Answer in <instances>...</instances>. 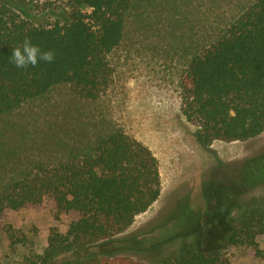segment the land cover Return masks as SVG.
Returning a JSON list of instances; mask_svg holds the SVG:
<instances>
[{
    "label": "trees",
    "instance_id": "trees-1",
    "mask_svg": "<svg viewBox=\"0 0 264 264\" xmlns=\"http://www.w3.org/2000/svg\"><path fill=\"white\" fill-rule=\"evenodd\" d=\"M133 33L185 56L180 111L200 147L264 130V0H0V230L18 242L2 219L19 209L46 205L55 221L70 218L19 264H231L204 248L209 229L225 228H234L226 244L261 255L264 203L245 196L264 183V151L231 163L235 190L204 187L203 212L185 195L160 221L125 233L160 196L158 160L94 106L111 82L112 54ZM25 37L54 61L16 68L12 49ZM61 87L69 98L49 106L51 116L12 118Z\"/></svg>",
    "mask_w": 264,
    "mask_h": 264
},
{
    "label": "rangeland",
    "instance_id": "rangeland-1",
    "mask_svg": "<svg viewBox=\"0 0 264 264\" xmlns=\"http://www.w3.org/2000/svg\"><path fill=\"white\" fill-rule=\"evenodd\" d=\"M151 41L136 37L135 33L126 37L111 56L114 71L111 82L99 94L94 106L107 119H112L145 144L158 160L160 196L145 212L135 217L125 233L145 230L154 219L160 221L168 205L185 195L184 201L189 209L203 212L207 207L204 187L228 186L235 190L229 177L231 163L264 151V130L248 140H214L207 148L200 147L193 135L195 125L186 121L180 111V78L186 58L166 39ZM69 94L67 87L57 88L44 97L26 102L12 118L22 119L30 113L36 117H49L52 115L49 106L61 98H69ZM252 197L264 203V183L245 196ZM232 215L234 220L228 223L234 227L238 224V212L235 210ZM69 219V216L61 215L55 221L46 205L10 211L2 223L4 229L11 227L18 242L13 244L5 230H0V264H19L24 256L39 253L46 243L48 229L56 226L60 232H65ZM233 229L216 232L209 229L204 248L216 247L231 264H264V234L255 236L257 248L261 251L257 256L248 246L226 244V237Z\"/></svg>",
    "mask_w": 264,
    "mask_h": 264
},
{
    "label": "clouds",
    "instance_id": "clouds-1",
    "mask_svg": "<svg viewBox=\"0 0 264 264\" xmlns=\"http://www.w3.org/2000/svg\"><path fill=\"white\" fill-rule=\"evenodd\" d=\"M54 59L55 53L53 51L42 50L30 38L25 37L20 45L12 49L10 63L18 69H26L29 66L35 68L40 62L51 64Z\"/></svg>",
    "mask_w": 264,
    "mask_h": 264
}]
</instances>
